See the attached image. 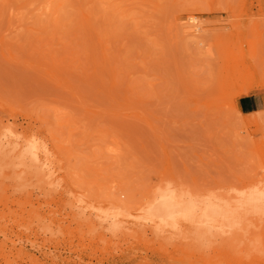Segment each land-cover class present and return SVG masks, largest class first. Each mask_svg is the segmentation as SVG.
Here are the masks:
<instances>
[{
    "label": "rangeland",
    "instance_id": "obj_1",
    "mask_svg": "<svg viewBox=\"0 0 264 264\" xmlns=\"http://www.w3.org/2000/svg\"><path fill=\"white\" fill-rule=\"evenodd\" d=\"M233 65L264 80V0H0V134L51 156L39 176L0 154V264H264L259 218L201 242L135 219L164 188L264 192Z\"/></svg>",
    "mask_w": 264,
    "mask_h": 264
},
{
    "label": "bare ground",
    "instance_id": "obj_2",
    "mask_svg": "<svg viewBox=\"0 0 264 264\" xmlns=\"http://www.w3.org/2000/svg\"><path fill=\"white\" fill-rule=\"evenodd\" d=\"M60 6L61 4L58 3L47 10L53 9V13H56ZM191 26L194 27L193 31L199 28L194 24ZM239 56L241 55L239 54ZM225 70L228 78L224 81L223 89L235 86L228 98L264 94V80L256 77L253 68L240 70L236 65H233ZM243 80L244 83H242ZM263 122L264 110L243 116L242 125L257 127ZM49 153V149L43 142L33 137H26L16 130L5 127V130L0 134V154L8 165H27L28 169L40 176V173L45 172L47 164L50 162ZM13 156L16 157L13 159ZM259 190L248 192L245 198L231 197L235 198V201H232L218 199L219 195H215L213 198L209 195L204 199L205 195L201 196V193L197 194L196 198H188L186 195L188 191L186 193L185 191L176 192L172 188H164L158 194L154 193L151 196L143 208H140L142 212L136 214L135 219L142 218L155 232L175 230L186 223L189 233L192 235L189 236L188 233L187 236L191 239L197 242L206 239L211 241L219 235V232H222L225 237L227 234L230 235V231L236 232L235 230L239 229L240 224L245 221L252 224L253 220L259 218L264 222V192ZM237 193L244 195L243 189L238 190ZM189 195L192 193L190 192ZM111 205L112 208L105 213L104 220L113 228L123 222L127 214L123 213L124 210L118 203L113 201ZM102 213L98 212L97 217H101Z\"/></svg>",
    "mask_w": 264,
    "mask_h": 264
},
{
    "label": "crops",
    "instance_id": "obj_3",
    "mask_svg": "<svg viewBox=\"0 0 264 264\" xmlns=\"http://www.w3.org/2000/svg\"><path fill=\"white\" fill-rule=\"evenodd\" d=\"M238 108L242 114H250L264 109V96L261 94L241 97Z\"/></svg>",
    "mask_w": 264,
    "mask_h": 264
}]
</instances>
